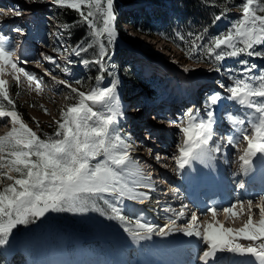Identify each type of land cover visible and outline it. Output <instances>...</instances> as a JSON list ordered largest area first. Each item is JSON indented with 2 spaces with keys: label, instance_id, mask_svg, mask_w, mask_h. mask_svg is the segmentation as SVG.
<instances>
[{
  "label": "snow or ice",
  "instance_id": "obj_1",
  "mask_svg": "<svg viewBox=\"0 0 264 264\" xmlns=\"http://www.w3.org/2000/svg\"><path fill=\"white\" fill-rule=\"evenodd\" d=\"M52 3L75 11L98 40L97 56L81 63L99 66L100 74L95 78L99 84L107 71L104 65L108 46L113 45L117 37L114 0H52ZM236 7L239 15L224 33L203 43L198 42L205 41L204 35L189 33L194 39L185 53L194 63L209 62L213 65L210 70L226 75L231 83L227 86L221 83L220 87L227 95L210 93L204 101L203 116L189 108L179 121L169 123L176 124L182 137L178 138L171 157L177 176L194 186L215 181L216 177L209 173L216 171V160L231 147L240 153L236 160H226L236 165L231 175L239 192L246 189V181L238 179V175L249 176L255 170V159L264 157V69L255 75L258 65L239 59L247 56L264 60V0H243ZM226 15L227 11L215 15L214 22ZM98 21L102 22V27ZM14 31L24 34L20 28ZM179 39L184 41L185 37L181 35ZM90 47L91 44L77 47L72 54L80 55ZM53 51L62 54L67 49L54 48ZM40 56L42 60L36 61L38 66L46 61L70 75L67 65L72 64L71 59L61 66L53 55L41 52ZM227 59H236L240 67L224 66ZM28 62L18 56L16 48H9L8 38L0 34V75L10 69L8 74L17 86L23 78L30 89L35 85L33 90L39 95L44 90L42 78L20 66ZM182 71L187 74L195 69L183 67ZM45 76H51L55 85L68 89L70 95L65 99H75V103L59 110V119L53 121L54 133L44 138L23 120L10 98L8 81L0 78V101L11 106L5 110L0 103V120L11 124L8 133L0 136V185H3L0 187V246L9 244L18 227L43 222L52 213L83 215L95 211L110 221L120 222L123 231L136 244L173 233L194 238L201 245L194 257L199 264H219L225 254L251 257L254 264H264V194L247 199L237 195L234 202L222 209L213 202L207 208L213 222L205 221L202 230L197 212L189 214L186 204L174 211L162 226L138 219L134 228L128 227L120 205L125 201L145 203L150 200L155 186L151 175L145 174L141 167L142 162L131 154L133 146L117 128L119 119L125 115L117 95L119 79L113 77L107 87L93 86L84 91L73 87L66 79H58L48 69ZM225 99L245 110L246 119H235L231 113H226V118L232 121V131L221 135L216 126L223 121L218 120L216 110ZM43 110L47 114V109ZM36 124L39 128L38 121ZM155 159L159 162L161 157L156 155ZM170 192L173 196L177 194L175 188ZM98 201L109 210L102 208ZM220 212L226 220L242 216L246 219L240 228L225 227L217 220ZM257 213L259 220L254 221ZM181 220L186 222L181 224ZM241 240L249 243L239 242Z\"/></svg>",
  "mask_w": 264,
  "mask_h": 264
},
{
  "label": "rangeland",
  "instance_id": "obj_2",
  "mask_svg": "<svg viewBox=\"0 0 264 264\" xmlns=\"http://www.w3.org/2000/svg\"><path fill=\"white\" fill-rule=\"evenodd\" d=\"M0 6H2V9H0V34L8 38L9 48H15V44H18L17 47L20 49L18 56L21 59L28 60L27 57L32 56L37 60H42L40 53L43 52L56 57L57 63L61 66L67 65L68 59L73 61L71 57L74 56L72 53L75 48H72L69 50V52L64 51L62 54L53 51V49L56 48V39L59 38V29L54 26V21L48 17V10H51L52 7L55 6L54 4H51L49 0H0ZM4 8H11L12 10H9L11 13H9L7 16H4L3 12L7 11ZM17 12H19L20 15H17ZM42 14L46 16L49 23H52L48 28L47 33H49V35L47 37V43L35 41L33 38L29 37V32L31 31L30 28H33L32 24L35 23L33 20ZM17 25L23 30V35H19L14 31L15 28H12V26ZM120 26L121 28L119 30H121V34L124 37H130L133 42H135L134 44L143 45L151 51H140L138 47H133L126 43V41L119 37L118 34L115 40L117 47H128V50L138 52V54H136V60H139L143 65L141 68L143 69V75L145 79L156 76L160 80L164 81V84L162 85L163 88L161 87L157 92V99L162 104L159 102L155 103L154 99L150 96L147 98V100L151 102L150 105L153 110H162L163 115L165 108L170 111L180 108V110L183 111L184 108H192V106L189 104L199 103L198 114L203 116L204 101L207 96L205 95L206 91L211 90L213 92H220L223 95H227L220 87V84L223 83L227 86L231 83V81L225 78L226 76L224 74L216 73L215 71L210 70L212 67L206 66L202 63L197 64L187 61L179 52V50L167 42L161 41V39L158 37H145L139 35L135 33L133 29H130L131 27L125 23H122ZM146 48L142 50H146ZM111 53L112 52H110V54ZM108 58L111 59V56ZM28 61V63L21 64L20 66L24 67L29 73L35 74L38 78H42V86L44 90L39 95L33 90L35 85H32V88L30 89L27 81L23 80V78H21L22 83L17 86L12 76L8 74L10 73V69L6 71V74L0 75V78L8 81L10 98L14 100L16 107L24 110L22 111L23 120L34 131H37V134L42 133L43 135L50 125H55L53 121L59 119V110L62 107H66L68 104L75 102V99H65L66 96L70 95L69 90L63 85H55L51 80V76H45V74L38 72L36 69L37 67L30 60ZM42 63L47 64L48 62L45 61ZM67 66L70 67V70L74 68L73 65ZM104 66L105 68L107 67V71H105L107 77L103 79L102 82L97 84L99 87L109 86L113 77H116V69L110 60H106ZM183 67H189L195 69V71L185 74L182 71ZM50 71L58 79H66L72 83L73 87H77L76 84H74V77L71 78L70 75H65L63 72H60V68L53 67ZM108 72H111L112 75H108ZM137 84L139 90L142 92H146L148 90V87L145 86V84ZM119 85L117 88V95L119 97L120 108L125 113L124 117L121 118L122 123L117 125L119 133L122 136L125 135L124 138L130 144L131 141L129 138H133L134 140L136 138H143L145 139V142H147L148 135H143L142 132L136 128V126L139 124L147 126L149 121L144 119L143 114H140L141 111L139 107L136 110L132 108L134 106H140V102L135 98H132L128 101H120L121 96L119 94L121 89ZM52 87H54L55 91L51 90ZM43 109H47V114H45ZM216 111L218 120L223 121L222 123H218L216 126V130L221 129L219 131H225V129L232 131V121L226 118V113H231L235 119H246V111L241 109L240 106L226 99L221 102ZM149 118L153 119L152 116ZM37 121L39 122V128H37ZM2 125L4 126H2V128L0 127V136L5 135L6 133L4 132L7 130V128H9L7 120L3 122ZM172 128L176 129L177 131H174V136L172 135L170 138L171 140L174 139L173 144L162 151L166 154L171 152L174 153L176 151L178 138L182 139L178 128L175 126ZM1 129H4L5 131L3 130L2 132ZM166 142L170 143V141ZM240 147L243 148L244 145L241 144ZM133 149L137 150L140 156H147L142 152L141 149ZM231 151L233 154V156H231L232 160H236V157L240 153H238L236 149ZM145 156L142 157L145 159ZM218 159L219 160H216L217 163L220 162L222 158L218 157ZM166 165L171 166V171L169 172L172 173H170L171 175H166L168 176L167 179L172 185V187H168L167 189L169 190L177 187L178 190L182 191L185 187L182 185V180L184 181V178L177 176L173 172V161H167ZM233 166L236 165L232 164V167ZM260 172V176L263 175V171ZM185 182L188 185L190 183L189 181ZM0 187H3V185H0ZM167 189L162 190H164L163 192H166ZM171 196L172 197L169 198H161L164 201L163 205L168 204L172 210L179 211L182 205V199L180 198L181 196L177 194L174 197L172 194ZM157 200H159V196L155 197V195H153L151 196L150 200H148V202L142 205V207H139L141 205H135V202L125 201L120 205V208L121 210L126 208L130 210L132 214L130 216L127 215L126 218H131V220L134 221L132 226L134 228L136 225V220L142 216L141 212L144 210L143 206H145L147 209H150V211H153V205L156 206L154 202ZM165 209L168 208L162 206L160 211H155L156 214H154L153 217H150L153 218L156 225L162 226L166 222L167 218L174 212L173 211L169 213L168 211H165ZM207 218L208 216H204L201 220L199 218L201 230L204 225L203 223L207 221ZM99 221L100 220L98 219L92 221L96 235H90L84 231H75L65 226L58 228L55 234L56 247L52 245V234L51 230L49 229V225L44 221L40 223L36 222L35 225L32 226L34 232L28 234L26 237L18 236L15 230V234L7 246L11 252L20 253L22 257L25 258L26 264H87L84 262V256L82 255L81 248L82 244L88 240L99 241L104 245L111 244L113 247V250L109 251V253H106L108 255L107 260L104 263L98 264H126V260L123 259L124 256L125 259L128 260L129 264H174L175 262L179 263L180 261H182L181 264H199L198 260H195L194 257L197 249L201 247V245H199L194 238L180 239L178 237L179 233H173L167 237L154 236L151 240L142 241L139 244L135 243L133 246H131L130 243H128L130 238L122 229L110 227L115 229L116 234H108L103 230V228L100 227L103 222L100 221V224ZM236 221L239 222L241 220H238V218H233L232 222ZM185 222L186 220L179 221L181 224ZM118 241H122L121 246L118 244ZM1 249L3 253L6 252L3 249V246H1ZM46 249L48 253H46ZM70 251H72L74 254L71 255L70 253L72 252ZM6 256H8V254H6L5 257ZM249 260L253 261V258L229 256L225 254L221 258L219 264H249Z\"/></svg>",
  "mask_w": 264,
  "mask_h": 264
},
{
  "label": "trees",
  "instance_id": "obj_3",
  "mask_svg": "<svg viewBox=\"0 0 264 264\" xmlns=\"http://www.w3.org/2000/svg\"><path fill=\"white\" fill-rule=\"evenodd\" d=\"M45 1V0H43ZM243 0H114V11L116 15V26L119 30L120 23H126L137 34L147 36H158L164 41L172 43L176 46L183 57L189 59L185 53L190 49L191 40L194 37H189V33L202 34L205 37L206 42L209 38L224 33L230 24L238 17L234 13L228 12L232 9H237V5L241 4ZM223 11H227V15L219 21L214 22L215 15L220 14ZM58 25H62L61 31L63 36L57 41L56 47L68 49L72 47H87L91 44L92 47L87 52L81 53L75 56L74 63L77 65L72 73L74 77V84L81 90L87 91L92 86H97L96 76L99 73V66L95 64H82L81 60H91L97 56L99 52L98 40L93 38L91 30L86 24H84L78 14L75 11L54 6L49 14ZM48 21L44 15L37 18L36 30L33 32L36 40L43 43L47 42V25ZM99 26H102V22H97ZM183 35L184 41H181L179 37ZM121 38L126 43L135 46V42L130 37H124L121 34ZM103 39V38H100ZM141 50L146 47L143 45H137ZM264 47V46H262ZM147 49V48H146ZM110 52H112L110 54ZM137 52L128 50L127 48L117 47L116 43L108 46V57L111 56V62L116 67V78L119 79L120 86L124 92L123 95L127 99L135 97L136 99L143 101L144 95H155L157 89L161 88L164 81L160 80L156 76L149 79H145L143 75L142 64L136 60ZM239 59H247L250 63H255L258 68L254 70L255 75H259L260 71L264 69V60L259 58H249L247 56H241ZM206 66L213 65L209 62H204ZM224 66L231 68H238L236 59H227L223 62ZM106 72L103 73L105 77ZM226 76V75H225ZM227 78V76H226ZM137 83L145 84L148 87L147 92L141 93ZM5 109L11 106L7 105L6 101H0ZM19 113L23 114L21 108L17 107ZM56 125L49 126V128L42 133H39L41 138L50 136L54 133ZM105 210H109L107 205H104L102 201L97 202ZM88 215L99 218L101 221L107 224L122 227L118 221H110L105 217L100 216L95 211L88 212ZM127 220V219H126ZM45 222L51 227L52 230V245L56 247L55 234L62 225H67L71 229L85 230L90 233H94V229L87 221L77 218L72 213H52L45 220ZM38 223H40L38 221ZM32 225L21 226L16 230V233L20 237H26L28 234L33 233ZM132 223L128 222V227L132 228ZM8 246L5 247L7 249ZM85 255L87 261L102 262L106 258V254L102 244L97 241H91L84 244ZM8 252V249L7 251ZM0 264H25V258L20 253H12L9 259L6 261L3 258V253L0 247Z\"/></svg>",
  "mask_w": 264,
  "mask_h": 264
},
{
  "label": "bare ground",
  "instance_id": "obj_4",
  "mask_svg": "<svg viewBox=\"0 0 264 264\" xmlns=\"http://www.w3.org/2000/svg\"><path fill=\"white\" fill-rule=\"evenodd\" d=\"M18 46V44L16 43L15 44V48H16V51H17V54H19L20 52H19V47H17ZM157 108V107H156ZM1 121V120H0ZM3 124V123H2ZM2 124H0V125H2ZM1 128H2V126H0ZM3 130L4 129H1V131L3 132ZM5 131V130H4ZM161 132H163V131H161ZM160 132V133H161ZM163 147H165V145H163ZM134 157V156H133ZM136 159H138L139 161H141L142 163H141V167L143 168V170H144V172H145V174H150L151 175V173H148L147 172V169L150 167H148V165H146V163H144V161H143V158H141L140 157V155H138V156H136L135 157ZM261 164H264V157H257L256 159H255V162H254V167H255V170H254V172L253 173H251L249 176H247L246 178L248 179H260L261 178V176H260V174H259V172L260 171H263L262 173H264V169L262 170L261 169ZM161 165H162V163H161ZM166 165V164H165ZM164 166V165H163ZM167 166V165H166ZM220 168L216 165V171L214 172V173H209V175H214L215 177H216V183L217 184H221L222 183V185L224 184L223 183V178H221V176H220V170H219ZM202 171H204L203 169H202ZM261 173V172H260ZM151 177L153 178V180H154V177L151 175ZM159 181H162V180H159ZM221 182V183H220ZM164 183H166V182H164ZM217 184H215V182L214 183H209V184H203V185H205V186H218ZM168 188V187H167ZM141 191H143L144 189H140ZM170 190V189H169ZM169 190L167 189V191L166 192H156L155 190L154 191H152L151 193H150V197L151 196H153V195H155V197H157V195H159V200L162 198V196H167L168 198L171 196V194H170V192H169ZM177 193H180V196L182 197V195H183V192L182 191H180V190H177ZM172 197V196H171ZM174 197V196H173ZM158 199V198H157ZM163 199V198H162ZM160 200V203H159V200H157L156 202H154V204H156V206H154L153 205V207L155 208L156 207V209H154L155 211H160V209H162V206L164 207L165 206V208H170L171 209V211H168L169 213L170 212H173L174 210H172V208L170 207V205H168V204H164L163 205V200ZM174 199V198H173ZM156 200V199H155ZM146 202H148V201H146ZM145 202V203H146ZM172 202V201H171ZM135 205H141V206H139V207H142V205L144 204H141V203H139V202H135L134 203ZM158 204V205H157ZM130 206V205H129ZM173 206V205H172ZM177 206V205H176ZM175 206V207H176ZM174 207V208H175ZM130 208V207H129ZM143 208H145V206H143ZM131 209V208H130ZM136 209V208H135ZM140 209H142V208H140ZM133 210V209H132ZM125 211H130V210H128L127 208L125 209ZM144 211V210H143ZM154 211V212H155ZM154 214H156V212L154 213ZM219 214H221V216H217V220L218 221H220L221 223H223L224 224V226L225 227H231V228H233V229H236V228H240V227H242V224H243V222H244V220L246 219V216H242V217H238V220H241V221H239V222H232V220H233V218H230V219H225V216L223 215V213L222 212H220ZM129 216H130V214H129ZM158 216V215H157ZM259 220V215H258V213H257V215H255V218H254V221H258ZM100 222V221H99ZM207 222L208 223H212L213 221L211 220V218H207ZM100 224H101V222H100ZM204 224V223H203ZM204 226V225H203ZM100 227L101 228H103V230L106 232V233H113L114 235L116 234V231H115V229H112V228H110V227H107V225L106 224H104V223H102L101 225H100ZM179 236V238L180 239H193V238H189V237H186V236H184L182 233H179L178 234ZM129 242L128 243H130V245L131 246H133L135 243H133L131 240H128ZM240 242H242L243 243V241H240ZM248 242V241H247ZM247 242L246 241H244V243L245 244H247ZM118 244L121 246L122 245V241H118ZM119 247V246H118ZM80 252V251H79ZM119 252V251H118ZM122 252V251H121ZM46 253H48L47 252V249H46ZM124 259V258H123ZM177 260V259H176ZM250 261V260H249ZM174 264H181V263H174ZM229 264H232V263H229ZM249 264H253V261H250V263Z\"/></svg>",
  "mask_w": 264,
  "mask_h": 264
}]
</instances>
